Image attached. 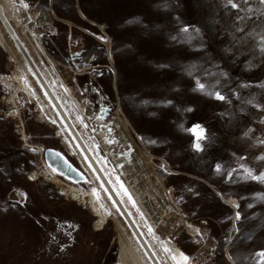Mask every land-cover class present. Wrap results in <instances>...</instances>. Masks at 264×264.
Listing matches in <instances>:
<instances>
[{
  "label": "rangeland",
  "instance_id": "rangeland-1",
  "mask_svg": "<svg viewBox=\"0 0 264 264\" xmlns=\"http://www.w3.org/2000/svg\"><path fill=\"white\" fill-rule=\"evenodd\" d=\"M22 1L48 23L30 29L45 55H38L27 31L19 29L35 63L60 94L63 81L87 119L106 133L107 147L129 170L144 206L155 208L162 222L172 217L177 224L151 228L120 179H114L158 260L184 264L183 254L193 264H257L256 254L264 251V182L253 177L264 175L259 143L264 137V48L251 64L243 56L251 44L243 41L253 31L241 35L242 28L231 26L229 17L248 20L254 29L264 20V11L251 20L260 0ZM218 25L230 29L228 35ZM19 65L24 66L19 56L14 60L0 47V77L20 74ZM28 88L29 95L14 81L0 82V264H119L120 233L143 257L120 217V228L108 221L104 230H94L97 219L69 189L87 192L89 183L72 184L45 166L47 148L69 154L75 166L79 162L64 137H57L60 127L40 115L38 98L45 99L39 85L31 82ZM225 90L232 104L224 110L215 94L223 96ZM68 99L61 95L85 142L113 168ZM45 105L47 113L51 108ZM47 170L57 180L45 177ZM167 198L181 217L166 212L162 200ZM165 240L170 244L162 248Z\"/></svg>",
  "mask_w": 264,
  "mask_h": 264
},
{
  "label": "bare ground",
  "instance_id": "bare-ground-1",
  "mask_svg": "<svg viewBox=\"0 0 264 264\" xmlns=\"http://www.w3.org/2000/svg\"><path fill=\"white\" fill-rule=\"evenodd\" d=\"M17 2L20 3L23 7L22 9L26 11L25 20L22 17V14L19 9L21 5L19 6ZM260 3L261 4L256 2L255 6L253 7L254 12L251 13V15H253V18L251 19L252 21L253 19L254 20L258 19L259 17H257L256 15L259 16L260 12L264 11L262 9L264 2L260 0ZM250 10L251 9H249V11ZM42 22H43L42 13L40 11H36L34 13L28 12L22 0H0V47L4 51L9 53L12 56V59L14 60H16V55L19 56L22 59V63L24 64V66L23 65L18 66L20 71L17 68L20 74H16L12 78L0 77V82H2L4 85H7L10 81H14V83L19 84V86L22 89H24V91H26L28 95L31 94V92H29L30 89L28 88L31 82L37 83V85H39V87L41 88V91L44 95V99L47 103V107L49 106L51 110L49 111L47 109L48 110L47 113L43 111L42 106H46V105H45V101L40 97L38 98V102L41 104L40 109H39L40 115L46 117L47 119L52 121L54 125H57L58 127H60V131H58L57 137L58 136L64 137L65 143L67 144L68 148L71 150L72 155H75L77 157L78 162L82 168V171L85 172L87 177H89V183L91 185V189L89 191L78 193V192H75L74 188L69 187L72 193L73 199L78 200L80 203L81 202L86 203L90 211L93 213V215L97 219L96 222L94 223L95 231L104 230L108 221H111L112 223L115 224V226L120 228L119 219H118V217H120V219H122L123 223L129 230L131 237L134 239L135 243L140 247L142 251L143 257L138 256L133 244L128 241L127 235L125 236L122 233H120L119 234L120 252H119V258H118L119 264H129V263L130 264H162L158 260L156 254L154 253L153 248L149 245V243L143 236L142 232L140 231L136 221L134 220L129 210L127 209L120 195L121 188L118 187L114 179H117V180L120 179L119 181H121V186L123 187L125 192L129 194L130 198H132L135 204L138 205L139 208H141V213L145 217L147 223L151 225V228L153 229L157 228L158 225L167 227L168 224H171L173 222L171 220L172 217H169L170 220L166 224L161 221L162 219L161 217L157 216L155 212V208L153 207L151 208L150 206H144L145 198L140 196L137 190L132 186V180H131L132 175L129 173V170H127L124 167V163L122 164L123 162L122 159L121 160L118 159V157L115 155L116 150H113V148L110 146L107 147L108 143L105 142L106 133L104 134L103 131L101 132L99 131V129H96L94 123H91L87 119L88 117L87 112H85L83 107L78 103V101H76L75 97L72 95L71 90L63 83V81L61 82L60 80L59 82L60 85L58 84L60 92H61L60 94L56 91V89L52 85L50 77H47V74L43 72L39 68V66L35 63V61L33 60L30 54L29 47L24 43V41L22 40L19 34V29L23 31L26 30L27 33L29 34L28 38L30 42V47L38 55H45L42 47L39 45L37 41L36 33L34 31H30L31 28L37 27L38 25L44 26L48 24V23L43 24ZM229 22L232 24L231 26L236 25V27L242 28L241 33H240L241 35L243 34L245 36V33L247 31H253V33L251 34V37L248 38L247 36H245V40L243 42H245L246 44H251V46H250V50L245 52L243 56L244 57L248 56V60L250 61V63L255 64L258 59L257 56L259 54H262L263 52L262 49L264 48V20L263 19L259 20V22L256 23L258 25H256L255 28L252 30H251L252 26L247 23L248 20L247 22L246 20L245 22L243 21L236 22L235 17H229ZM217 28L221 31V33L224 32L225 34H227L228 31L230 30V29H227L228 31L223 30L224 28L221 29L219 25L217 26ZM258 39L260 40L258 41ZM12 48L14 49L15 54ZM256 48H258L257 52L255 51ZM232 53L233 54L229 55L230 56L229 59L234 58L235 54L234 52ZM46 59H47L49 68L51 70H54V64L49 60V58L46 57ZM253 86L251 85L250 87L251 89L247 90L251 94L254 91ZM61 95H64L70 98L68 100H72V102H74V107L80 113V115L84 117L86 120L84 122L85 128H87L88 132L92 134V136L96 140V143L99 145V147H101L102 150L103 149L105 150V156L108 159L112 160V162L111 161H108V162L109 164L112 165L113 168L108 167L106 164V161L101 159V156L99 155L96 148H91L87 145L79 129L74 124V122L72 121V118L69 116L66 109L64 108L62 104V100H61ZM226 95H227V90H225V92L223 93L224 110L228 109L229 105L232 104L230 100L226 98L227 97ZM256 98L257 100H260L262 98V92L257 93ZM226 101H229V102H226ZM254 102L255 100H253V103ZM10 115H13V112ZM242 118L243 119H241L240 123L242 124V126H244L246 125V119L244 117ZM116 127L119 128V125L116 124ZM244 137H245V134H244ZM109 139L111 138L109 137ZM120 139L123 140V144L125 143L127 144L128 141L126 140L127 137L125 133L124 134L121 133ZM259 143L261 147L264 145L263 136L262 138L259 139ZM114 148H116V146H114ZM254 153L258 154L256 152H253L252 155H254ZM262 157L264 158V153ZM262 159L260 160V162H263ZM45 177L51 180H54V179L57 180L56 177L49 170L46 171ZM106 199H108V203L105 201ZM162 201H163L164 206L168 204V207L165 208L168 214L174 213L180 217L182 216L180 214V211L177 208H174L171 205H169L170 203H169L168 198L163 199ZM234 204H237V202L232 201L231 205H234ZM180 222H183L186 225L187 229L189 228L192 229V225L187 224L184 220L181 219ZM172 224L177 225L175 222ZM192 231L194 230L192 229ZM161 244H162V248H167V246L170 243L168 241L166 242L165 240ZM187 264H193L191 259H188Z\"/></svg>",
  "mask_w": 264,
  "mask_h": 264
},
{
  "label": "water",
  "instance_id": "water-1",
  "mask_svg": "<svg viewBox=\"0 0 264 264\" xmlns=\"http://www.w3.org/2000/svg\"><path fill=\"white\" fill-rule=\"evenodd\" d=\"M43 161L49 170L67 182L72 184L89 183V177L82 171L79 163L78 166H75L71 162L69 154L47 148L43 151Z\"/></svg>",
  "mask_w": 264,
  "mask_h": 264
},
{
  "label": "snow or ice",
  "instance_id": "snow-or-ice-1",
  "mask_svg": "<svg viewBox=\"0 0 264 264\" xmlns=\"http://www.w3.org/2000/svg\"><path fill=\"white\" fill-rule=\"evenodd\" d=\"M262 2H264V0H262ZM233 6L235 7L236 5L233 4ZM183 31L185 33H187L189 31V29L188 28H184ZM200 88L203 89V85H200ZM215 96H216V99H218V100H223L224 99V97L221 96L219 93H216ZM195 127H199V126H195ZM217 170L219 171V166H218ZM249 175H251V173H249ZM253 178L257 179V180H259L261 182H264V175L256 176V177H253ZM237 218H239V217H237ZM165 251H168V249H165ZM256 255L258 257H260V259L257 261V264H264V251L259 252ZM181 256H182V260H183L184 264H187V261H188L189 258L187 256H184L183 254H181ZM175 259H176V257H173V260H175Z\"/></svg>",
  "mask_w": 264,
  "mask_h": 264
},
{
  "label": "built area",
  "instance_id": "built-area-1",
  "mask_svg": "<svg viewBox=\"0 0 264 264\" xmlns=\"http://www.w3.org/2000/svg\"><path fill=\"white\" fill-rule=\"evenodd\" d=\"M12 40H13V38H12ZM13 42H14V40H13Z\"/></svg>",
  "mask_w": 264,
  "mask_h": 264
},
{
  "label": "flooded vegetation",
  "instance_id": "flooded-vegetation-1",
  "mask_svg": "<svg viewBox=\"0 0 264 264\" xmlns=\"http://www.w3.org/2000/svg\"><path fill=\"white\" fill-rule=\"evenodd\" d=\"M72 162V161H71ZM73 163V162H72Z\"/></svg>",
  "mask_w": 264,
  "mask_h": 264
}]
</instances>
